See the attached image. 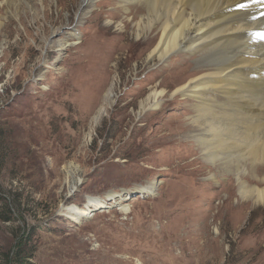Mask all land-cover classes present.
I'll return each instance as SVG.
<instances>
[{"label":"rangeland","instance_id":"rangeland-1","mask_svg":"<svg viewBox=\"0 0 264 264\" xmlns=\"http://www.w3.org/2000/svg\"><path fill=\"white\" fill-rule=\"evenodd\" d=\"M30 2L4 19L2 32L8 43L0 57V190L21 213L0 220V264L23 233L31 264H264V204L240 213L217 209L227 195L222 183L192 185L194 155L187 157L176 138L169 144L160 137L184 130L166 120L185 111V101L168 93L146 114L141 109L152 85L172 92L189 71L184 52L162 67L147 59L159 29L136 40L142 10L118 30L128 13L113 11L116 0L95 3L82 18L83 0ZM58 39L65 47L58 49ZM112 83V101L97 123L93 114ZM70 163L81 177L72 190ZM109 191L123 195L109 199ZM234 191L231 204L241 197ZM88 196L107 204L74 221L66 208L84 206ZM123 203L128 213L119 209Z\"/></svg>","mask_w":264,"mask_h":264},{"label":"bare ground","instance_id":"bare-ground-1","mask_svg":"<svg viewBox=\"0 0 264 264\" xmlns=\"http://www.w3.org/2000/svg\"><path fill=\"white\" fill-rule=\"evenodd\" d=\"M102 1L106 0H83L78 18L93 13L97 9L93 5L96 3L98 7ZM115 3L118 4L113 8L115 13H128L116 25L118 30L122 31V24L132 21L129 14L139 16L142 10L146 14L134 25L136 40L159 29V37L147 59L158 61L162 67L169 64L173 53L184 52L182 63L190 69L177 78L175 89L170 92L160 88L161 83H155L140 106L146 114L168 93L171 99L180 96L185 101L186 110L166 120L167 127L182 126L184 130L163 132L160 137H165L169 144L176 138L187 157L194 155L190 159V164L195 165L192 185L212 189L222 183L221 191L225 190L227 195L217 209L229 210L232 206L240 213L248 204H264V0H116ZM25 4L30 5V0H0V57L8 43L7 33H2L4 19L19 16ZM110 24L114 22L106 23ZM66 42L54 41L58 49L65 47ZM108 64L107 59V68ZM114 87L112 83L104 90L101 105L92 117L95 122L103 114L105 104L112 101ZM189 96L192 103L187 102ZM66 169L72 190L81 181L79 167L70 163ZM223 178L227 179L224 183ZM154 186L152 182L149 188L153 191ZM235 189L241 197L231 204ZM221 191L212 192V196L222 199ZM119 195L123 194L109 191L107 196L112 199ZM87 198L82 207L71 204L66 208L74 221L81 222L92 215L93 208L107 204L100 197ZM119 209L123 213L131 210L128 203L121 204Z\"/></svg>","mask_w":264,"mask_h":264},{"label":"trees","instance_id":"trees-1","mask_svg":"<svg viewBox=\"0 0 264 264\" xmlns=\"http://www.w3.org/2000/svg\"><path fill=\"white\" fill-rule=\"evenodd\" d=\"M16 212L21 213L18 201L14 199L13 201L7 200L0 190V220L5 222L14 221L16 220ZM29 244L30 236H26L25 233L20 234L14 249L4 253V258L1 260L2 264H31L30 260L33 258V252Z\"/></svg>","mask_w":264,"mask_h":264},{"label":"water","instance_id":"water-1","mask_svg":"<svg viewBox=\"0 0 264 264\" xmlns=\"http://www.w3.org/2000/svg\"><path fill=\"white\" fill-rule=\"evenodd\" d=\"M79 184H81V181L79 182ZM79 184H78V185H79ZM76 188H77V187H76ZM76 188H75V189H76Z\"/></svg>","mask_w":264,"mask_h":264}]
</instances>
